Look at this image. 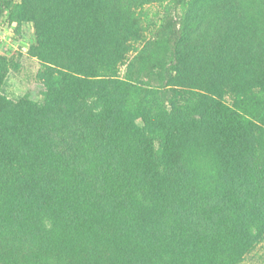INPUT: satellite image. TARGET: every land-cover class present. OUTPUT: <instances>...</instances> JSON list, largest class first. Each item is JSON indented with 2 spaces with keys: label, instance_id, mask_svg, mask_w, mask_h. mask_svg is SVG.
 Returning <instances> with one entry per match:
<instances>
[{
  "label": "trees",
  "instance_id": "16d2710c",
  "mask_svg": "<svg viewBox=\"0 0 264 264\" xmlns=\"http://www.w3.org/2000/svg\"><path fill=\"white\" fill-rule=\"evenodd\" d=\"M201 1L134 50L141 0H0L43 87L7 97L0 55V264H240L264 241V63L207 51Z\"/></svg>",
  "mask_w": 264,
  "mask_h": 264
},
{
  "label": "rangeland",
  "instance_id": "374dc122",
  "mask_svg": "<svg viewBox=\"0 0 264 264\" xmlns=\"http://www.w3.org/2000/svg\"><path fill=\"white\" fill-rule=\"evenodd\" d=\"M168 2L141 0L134 8L139 24V39L133 44L134 50L151 37L166 13ZM200 5L198 10L205 17L198 23L194 36L198 35L200 42L207 43V51L217 49L225 36L229 44L240 45L242 50H246L243 61L250 68L264 63V0H202ZM180 13L178 10L177 14ZM3 20L0 22V55L14 60V69L9 72L4 94L12 99L27 96L41 102L43 87L38 79L41 64L28 54L30 47L36 44L34 23L11 21L8 13H4ZM132 54L129 53L120 64L121 71ZM240 264H264V241Z\"/></svg>",
  "mask_w": 264,
  "mask_h": 264
},
{
  "label": "built area",
  "instance_id": "2783aa9c",
  "mask_svg": "<svg viewBox=\"0 0 264 264\" xmlns=\"http://www.w3.org/2000/svg\"><path fill=\"white\" fill-rule=\"evenodd\" d=\"M0 30H1V25H0Z\"/></svg>",
  "mask_w": 264,
  "mask_h": 264
}]
</instances>
